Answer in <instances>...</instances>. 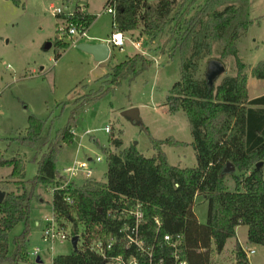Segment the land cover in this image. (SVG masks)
<instances>
[{"label":"trees","instance_id":"trees-1","mask_svg":"<svg viewBox=\"0 0 264 264\" xmlns=\"http://www.w3.org/2000/svg\"><path fill=\"white\" fill-rule=\"evenodd\" d=\"M200 1L201 5L193 11ZM14 3L18 6L19 0ZM114 5L113 28L123 33L141 28L151 42L165 33L163 48L172 43L170 54H180V79L172 86L166 105L170 113L181 111L186 116L196 166L181 169L168 164L161 147L186 145L172 138L150 137L155 151L150 158L134 146L119 153L105 150V183L95 181L92 170L91 176L84 177L80 185L70 180L52 194V216L63 226L72 224L73 236H77L78 228L85 229L90 234L87 241L97 236L116 238V254L137 253L132 248L128 252L122 248L123 234L119 231L123 221L116 214L123 202L142 204L144 224L140 235L147 244L154 241L157 229L160 236H183L184 255L189 264H213L212 256L222 253L227 240L236 237L235 229L240 225L247 228L249 244L264 248V180L262 169L256 168L264 159V95L248 99L247 76L242 73L243 64L238 59L237 75L225 77L218 85L210 86L206 78L194 77L202 58L211 53L214 44L221 45V56H237L236 42L253 23L249 0H156L153 4L150 0H115ZM55 18L66 24L81 22L88 27L95 20V16L77 9L73 16ZM70 45V41L56 36L58 51ZM149 66L150 61L135 54L111 67L104 79L116 86ZM250 76L264 80V60L251 69ZM101 89L79 102L72 114H78L100 98ZM72 126L70 121L50 137L43 133L38 118L28 117L25 135L15 142L32 151V161L40 155L36 175L31 180L24 179L22 160L0 158V167L11 168V175L19 180L16 184L21 189L20 194L0 189L5 193L0 203V264H17L25 259L27 223L35 189L41 185L48 190L65 180L56 163L65 146L73 141ZM109 143L115 149L122 145L113 135ZM228 163L234 167L231 173L224 172ZM227 176L234 182L233 190L226 185ZM65 196L71 197V205L64 201ZM198 196L207 205L204 224L199 223L194 212ZM155 219L159 221L158 227ZM19 223L26 229L14 237V252L10 256L9 233ZM152 258L153 262L162 260L163 264H171L170 249L163 244L156 246ZM51 264H103V259L82 246L67 255L55 256ZM232 264H250L237 241L232 249Z\"/></svg>","mask_w":264,"mask_h":264},{"label":"rangeland","instance_id":"rangeland-1","mask_svg":"<svg viewBox=\"0 0 264 264\" xmlns=\"http://www.w3.org/2000/svg\"><path fill=\"white\" fill-rule=\"evenodd\" d=\"M154 2L156 0H150V3ZM106 3L107 0H19L17 6L14 0H0V158L22 160L26 181L36 175L40 159L37 155L32 161V151L15 142L25 135L29 116L38 118L43 124V133L50 137L72 122L73 141L65 146V152L56 163V169L61 173L74 162L87 163L92 170V178L105 183V150L119 153L134 146L150 158L155 154L150 137L156 140L172 138L186 143L181 147L163 145L161 149L171 166L181 169L196 166L186 116L181 111L170 113L166 105L172 86L180 79L181 56L178 52L170 54L172 43L163 48L167 38L165 33L153 42L141 32V28L124 33L123 49H110V56L104 62H96L91 55L72 45L63 51L55 47L58 29L63 24L51 14V6L68 13L74 10L75 5H85L95 20L88 27V38L79 40V43L107 44L113 32V15L104 12ZM249 16L253 23L236 42L237 56H221V45L214 44L211 53L202 58L195 78H206L208 62L220 59L225 71L215 81L214 84L218 85L225 77L237 75L238 59L243 64L242 73L248 79V97L264 94V80L250 76L251 69L264 60V0H249ZM59 53L60 57H56ZM135 54L144 56L150 61V66L136 77L127 76L116 86L106 83L104 78L111 67ZM100 87L103 91L100 98L73 115L77 104ZM131 108L138 109L142 127L122 116ZM106 127H109L110 134L105 132ZM112 135L122 141L118 149L110 146ZM98 158L99 162L96 161ZM260 168L264 180V159ZM84 177L79 175L76 184L80 185ZM17 182L19 180L11 175V168L0 167V189L20 194ZM226 185L233 190L234 182L230 176L226 178ZM51 201L52 193L38 185L27 223L28 238L24 250L28 255L17 264H38L37 257L31 255L35 248L40 249L41 264H51L55 256L72 251L69 242L49 244L41 239L44 219L51 218L53 214ZM194 212L199 223L204 224L207 205L200 196L195 199ZM25 227L19 223L9 233L10 256L14 252V237L20 235ZM66 228L69 231L72 224L66 223ZM227 242L228 250L233 240ZM212 259L215 260L214 256ZM215 264H230V256L225 254Z\"/></svg>","mask_w":264,"mask_h":264},{"label":"built area","instance_id":"built-area-1","mask_svg":"<svg viewBox=\"0 0 264 264\" xmlns=\"http://www.w3.org/2000/svg\"><path fill=\"white\" fill-rule=\"evenodd\" d=\"M108 4L104 7V12L109 15H115V0H108ZM76 9L79 12H87L85 5H75V8L71 12H64L61 8L54 6L50 7V12L54 17L59 15L73 16ZM63 25L58 29L57 37L59 39H64V37L70 41L71 45L76 47L79 40L83 38H88L87 30L88 26L81 22H70L66 24L61 21ZM125 36L124 33L113 28V32L110 34L107 45L109 49L115 48L122 50L124 47ZM109 127L105 128V132L109 133ZM89 133V132H86ZM91 161V160H90ZM97 162L100 161L98 158ZM61 175L65 177V180L60 183L59 186H51L48 191L52 194L56 190H61L67 186L70 180H76L79 175H84L86 178L91 176V169L88 167L87 163L77 162L73 163V166L64 168ZM64 201L71 205L73 203L71 197L65 196ZM108 215H110L108 213ZM118 219H121L122 226L119 233L123 234V249L124 252H128L130 248L135 250L137 253L128 252L116 254L115 246L118 242L116 238L110 237L108 239H103L101 237L92 238L90 241L86 239L90 237V234L85 232V229L78 228V242L77 247L86 246L91 252L96 253L103 259V264H163L162 260L158 262H153L152 252L156 246H161L162 244L170 249L171 264H189L184 255V239L183 236H170L165 234L160 236L158 234L151 244H147L145 239L140 235L141 225L144 224V212L142 209V204L135 203L134 205H128L123 202L121 209H119L116 214ZM44 227L42 229L41 239L45 243H64L71 241L72 229L67 231L66 223L65 226L60 224L57 219L53 216L51 218L44 219ZM155 224L158 227L159 221L155 219ZM71 245V243H70ZM40 250L37 248L33 250L31 255L38 257ZM246 254H253V250H245Z\"/></svg>","mask_w":264,"mask_h":264},{"label":"water","instance_id":"water-1","mask_svg":"<svg viewBox=\"0 0 264 264\" xmlns=\"http://www.w3.org/2000/svg\"><path fill=\"white\" fill-rule=\"evenodd\" d=\"M50 47V44H48ZM77 49L91 55L96 62H104L110 56V49L105 43H97V44H87L81 43L76 46ZM225 71L224 65L218 60H211L208 62L207 71H206V80L210 86H212L217 78ZM122 116L129 119L132 123H137L141 125V120L139 117V111L137 108H131L122 113ZM136 145V144H134ZM262 166V162L256 164V168H260ZM234 171V167L228 163L224 172L231 173ZM5 193L0 191V203H2L4 199ZM77 242L78 237L74 236L71 238V247L73 251L77 250ZM36 263H40L39 258L36 259Z\"/></svg>","mask_w":264,"mask_h":264},{"label":"crops","instance_id":"crops-1","mask_svg":"<svg viewBox=\"0 0 264 264\" xmlns=\"http://www.w3.org/2000/svg\"><path fill=\"white\" fill-rule=\"evenodd\" d=\"M247 85H248V79H247ZM248 91V90H247ZM248 93V92H247ZM264 95V94H263ZM262 96V95H261ZM257 98V97H255ZM249 100H252L254 98H249ZM180 142V141H179ZM63 171V170H62ZM61 173V172H60ZM47 191V189H46ZM44 200V199H43ZM42 201V199L40 200ZM235 234H236V237L233 238V239H228V240H233L232 242V245H230V248H228L227 250V243L226 242V245L224 247V250L222 251L221 254L217 255V254H214V258L215 260H213V264L216 263L217 260H220L224 257L225 254H228L230 256V264H231V260H232V249H233V246H234V243L237 241L239 243V245L244 249V250H253L254 253L253 254H248L247 255V258L250 262V264H264V248L263 247H260V246H255V245H251L247 242V228L245 226H238L236 227L235 229ZM227 240V241H228ZM37 249V248H35ZM34 249V250H35ZM39 249V248H38ZM40 250V249H39ZM228 251V252H226ZM28 255V254H27ZM39 258V255L38 257ZM40 260V258H39ZM41 263V261H40Z\"/></svg>","mask_w":264,"mask_h":264}]
</instances>
